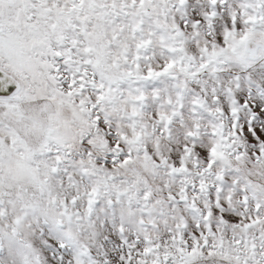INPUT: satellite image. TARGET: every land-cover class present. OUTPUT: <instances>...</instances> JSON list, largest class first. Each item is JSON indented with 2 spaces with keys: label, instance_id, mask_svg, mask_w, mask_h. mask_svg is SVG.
<instances>
[{
  "label": "snow or ice",
  "instance_id": "1",
  "mask_svg": "<svg viewBox=\"0 0 264 264\" xmlns=\"http://www.w3.org/2000/svg\"><path fill=\"white\" fill-rule=\"evenodd\" d=\"M0 264H264V0H0Z\"/></svg>",
  "mask_w": 264,
  "mask_h": 264
}]
</instances>
